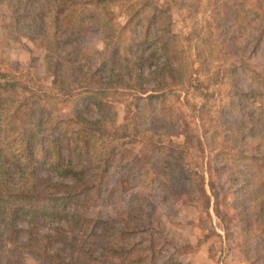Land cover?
Instances as JSON below:
<instances>
[{
    "label": "trees",
    "instance_id": "16d2710c",
    "mask_svg": "<svg viewBox=\"0 0 264 264\" xmlns=\"http://www.w3.org/2000/svg\"><path fill=\"white\" fill-rule=\"evenodd\" d=\"M237 1L226 8L232 14L225 19L230 36L220 37L232 57L249 45H242L244 33L239 29V38L235 30L244 7ZM169 9L170 4L152 0H0V31L43 56L49 88L54 89L40 92L0 73V264H183L167 241L154 234L158 222L148 211L157 194L168 208L196 202L199 215L208 218L211 210L224 231L226 223L239 226L244 233L227 236L234 253L247 264H264L263 61L258 68L245 60L230 66V94L242 114L232 122L223 120L221 145L209 148L214 151L212 174L202 175L200 163L188 160L185 141L170 139L164 146L154 140L168 130L185 137L168 113L173 105L167 99L184 78L177 53L160 34L161 18ZM130 27L135 34L126 40ZM246 27L252 28L244 38L252 42L250 51L264 57V0H254L245 33ZM242 74L250 78L239 84ZM187 81L204 99L211 96L190 74ZM114 92L130 97L127 105L134 107L118 126V144L109 134L116 130L103 128L115 105L109 98ZM44 97L82 98L73 110L76 128L50 127V113L40 105ZM157 105L162 107L155 114ZM146 108L153 117L141 130L137 111ZM91 110L95 118L87 120ZM25 111L36 116L34 122H25ZM9 143L18 144L17 152H8ZM198 152L204 159L206 150ZM229 155L242 163L229 168ZM111 171H118V180L109 179ZM227 194L233 195L231 215L223 210L229 205ZM113 197L127 203L120 223L88 214L97 201Z\"/></svg>",
    "mask_w": 264,
    "mask_h": 264
},
{
    "label": "rangeland",
    "instance_id": "374dc122",
    "mask_svg": "<svg viewBox=\"0 0 264 264\" xmlns=\"http://www.w3.org/2000/svg\"><path fill=\"white\" fill-rule=\"evenodd\" d=\"M152 1L162 5L170 4L169 11L161 18L162 30L160 34H163L162 40L166 41L167 44L171 43L170 48L177 53L180 65L184 69V78L181 79V84L176 86L175 94L167 99V103L173 105V111L170 110L168 113L172 114L175 128L180 134L185 136L184 139L180 138L179 135H172L168 130L167 134H159V136L154 137V140H160L164 146L171 141L170 139L177 144L185 141L184 144L189 151L188 160L190 162L196 160L200 163L198 172L202 175L212 174L211 170L215 165V160L213 159L214 151H210L209 148L212 145L214 147L218 146L217 144L220 142L219 134L225 128L222 125L223 120L227 118L228 122H232L239 119L242 114V108H240L238 102L235 104V96L230 94V91L233 90L232 85L234 82L232 80L234 77L228 75V70L237 60L241 62L245 60L244 62L250 64L252 68H258L262 61L264 64L263 54L261 53L262 55L260 56L252 53L250 51L252 42L250 40L246 42V39H244L249 33H252L250 32L252 30L251 27H246L247 31H249L247 33L244 32V27L254 0L237 1L240 4L239 6L243 4L244 7L238 12L239 16L235 30L238 36L239 29L242 34L244 33L243 37L239 39L243 43L242 45H245V43L249 44L247 50L237 54V57L228 56V51L226 47L222 46L220 38L221 36L226 38L230 36L231 30L227 29L225 19L226 16L232 17V14H229L230 12L228 9L226 11V8L229 5L228 2L233 0ZM218 5H221V8ZM114 11L118 16L119 9L117 6L114 7ZM262 15L261 13L259 17L257 16V23L262 22ZM216 24L219 26L217 27ZM128 29L126 40L132 39L135 34L131 27ZM261 50L264 52V39L261 42ZM239 72L241 74V71ZM0 73H7L19 82H27L30 85L37 86L40 92L41 90L49 93L54 92L53 88H49L50 84L45 73L43 56L39 53H30L2 31H0ZM189 74L196 81L208 87L207 91L211 94L209 98L204 99L202 95H199L198 91L195 92L192 89L189 81H187ZM248 78H250L248 74H242L238 83L247 81ZM218 83L220 84L219 86L215 85ZM244 89L246 88L244 87ZM37 94L41 95L39 92ZM109 98L111 101L113 100L115 105L112 107V113L111 110L108 112V119L111 116V120H105L103 128L108 131L116 130L115 132L110 131L111 133L109 134L114 139H117L116 142L118 144V126L123 122L128 110H131L129 113L133 114L132 110L134 107L131 108L127 105L131 102L130 97L118 96L117 92L109 95ZM261 99L264 102V98ZM177 100L178 103H175ZM185 100H187V103ZM82 101L80 97L63 101L58 98L47 100L44 97L41 99L40 105L45 109L47 108L50 113V127L54 125L59 128L63 126L66 129H75L76 124L72 118L73 110L75 107L80 106ZM161 107L157 105L155 114L159 113ZM199 110H204L203 114ZM23 113L22 118L26 119V123L29 120L35 121L36 116L28 117V115H31L28 114L30 113L29 111ZM113 113L115 115V125L114 122L111 124ZM137 113L141 122L139 126H142L141 130H146L153 116L149 114L150 112H148L147 108L143 111L141 109ZM95 115L96 112L91 110L88 112L87 120H92ZM166 116H168L167 113ZM238 130V132L247 134V129L245 131V128H239ZM257 136L255 140L259 142L261 140L259 132H257ZM249 137V135H246L245 138L248 139ZM110 141L105 143V147H109L108 142ZM91 143L93 147L94 143L92 141ZM17 148L18 144L9 143L7 150L9 153H15ZM201 148L206 150V154L203 155L204 159H201V154L198 152ZM237 160L241 159L229 155V160H226L228 167L234 168L235 164L242 163V161L239 162ZM224 176L225 178L227 177V175ZM108 177L113 181L118 180V171H111ZM215 182L218 184L217 181ZM205 189L207 191L206 187ZM152 197L151 200L155 202V205L149 209L148 213L158 222V228L154 231V234L160 235L167 241L166 246H169V251H175L174 256L179 262L183 264H247L234 253L232 239L227 237L231 234L240 235L244 233L239 229V226L226 223L228 228L224 231V224L212 214L211 210L208 213L211 215L210 218L207 217L206 213L199 215L201 206L196 202H188L184 205L179 204L168 208L166 204L160 202L158 194ZM232 201L233 195L227 194L225 203L229 205L227 207L223 206V210H225L227 215L233 214ZM126 207V202H120L114 197L102 198L88 209V214L94 218H106L118 224ZM184 246L186 247L183 251L179 249ZM27 262L31 263L29 260Z\"/></svg>",
    "mask_w": 264,
    "mask_h": 264
},
{
    "label": "crops",
    "instance_id": "0c3cea01",
    "mask_svg": "<svg viewBox=\"0 0 264 264\" xmlns=\"http://www.w3.org/2000/svg\"><path fill=\"white\" fill-rule=\"evenodd\" d=\"M201 250V249H200Z\"/></svg>",
    "mask_w": 264,
    "mask_h": 264
}]
</instances>
